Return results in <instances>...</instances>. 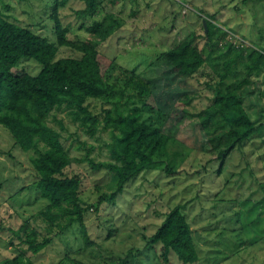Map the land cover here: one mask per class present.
<instances>
[{
    "label": "rangeland",
    "instance_id": "1",
    "mask_svg": "<svg viewBox=\"0 0 264 264\" xmlns=\"http://www.w3.org/2000/svg\"><path fill=\"white\" fill-rule=\"evenodd\" d=\"M113 2L102 0L103 5L93 15L104 24L110 17L119 22L96 48L105 64L114 59L118 66L115 71L131 68L150 85L148 101L155 108H144L142 118L161 130L169 128L165 131L172 137L168 154L160 158L162 162L133 180L116 198L115 206L109 202L98 204L100 195H109L114 190V174L92 171L85 161L72 162L65 173L80 175L81 202L91 206L84 214L91 244L86 246L78 229L74 228L53 237V242L40 253L26 254L35 264H114L132 248L134 262L164 264L158 259V248L147 246L141 234H153L170 208L190 201L185 215L199 250L197 264H264V238L261 239L264 237V190L259 186L264 177V162L253 161L250 146L243 151L234 149L224 159L219 172V165L213 166L211 161L216 159V154L198 119L191 115L209 104L213 86L219 82L218 73L223 70V60L235 57L234 50L221 56L229 42L247 51L264 48V0ZM50 7V0H0V11L9 20L52 40V22L48 18ZM83 8L84 4L78 0H69L57 11L62 24L70 27L67 40L78 44L91 37L85 30L91 18H78L75 13ZM213 14L212 21L226 34L213 31L208 39L200 24L206 16ZM187 39L204 57H214V60H206L205 66L192 77L176 74L165 58L168 49ZM80 55L73 48L60 47L57 58ZM26 61H21L24 62L21 67L33 73L37 68L39 70L36 63ZM152 63H156L153 68ZM231 71L220 82L221 87L234 86L245 76L242 59L236 58ZM127 91L126 95L132 93L131 89ZM237 94L252 120L256 124L264 122V67L259 76L241 87ZM185 96L187 116L180 111V101ZM90 105L95 113L110 106L100 100H91ZM56 115L57 119L63 120L62 134L67 137L65 145L69 146L72 158L84 157L92 147L88 157L95 161L107 160L108 130L99 128L93 137H89L64 112ZM49 122L59 129L56 121ZM257 135L259 140L255 137L253 141H260L264 146V127L257 129ZM34 155L33 150L24 152L14 146L9 133L0 127V261L15 250L14 247L10 249L8 241H12L13 246L19 243L9 229L16 230L45 203L32 188L35 173L29 159ZM197 195L198 198L193 200ZM30 224L38 228L40 235H49L41 222L37 225L31 221ZM111 228L115 233L113 236L107 235ZM136 249L138 253L134 252ZM207 249L211 251L209 260L206 259ZM217 256L219 259L215 261ZM167 264L182 263L172 252Z\"/></svg>",
    "mask_w": 264,
    "mask_h": 264
},
{
    "label": "trees",
    "instance_id": "2",
    "mask_svg": "<svg viewBox=\"0 0 264 264\" xmlns=\"http://www.w3.org/2000/svg\"><path fill=\"white\" fill-rule=\"evenodd\" d=\"M68 1L50 0L48 18L52 22L54 40L9 20L0 11V127L9 133L14 146L24 152H36L29 159L35 173L32 188L45 202L36 214L23 220L16 230L9 229L19 243L13 246L12 241L7 242L10 249L14 247L15 250L0 264H35L27 252L33 255L40 253L53 242V237L74 228L78 229L86 246L91 244L84 222V214L91 206L81 202L80 175L68 176L65 173L72 162L85 161L92 171L114 174V190L109 195H100L98 204L109 202L115 206L116 198L126 191L133 180L162 162L160 158L167 156V147L172 140L165 132L169 128L163 127L161 130L142 118L144 108H155L148 101L150 85L131 68L115 71L118 66L114 59L106 64L100 59L101 53L96 46L115 30L119 25L118 20L110 17L109 22L104 24L93 17L97 8L103 5L102 0H78L84 4V8L75 13L78 18H91L90 24L85 27L91 37L80 44L69 41L66 34L70 27L62 24L57 13L58 8L64 7ZM214 17L215 14L208 15L203 20L205 26L203 22L200 24L208 39H211L213 31L226 34L218 30L212 21ZM60 47L73 48L81 55L76 58H57ZM225 47L221 56L234 50L235 57L223 60V70L218 73L219 82L213 86L209 104L191 114L198 119L211 150L216 154V161H211L213 166L219 165V172L224 166V159L234 149L243 151L250 146L253 161L264 162L262 142L253 141L255 137L259 140L257 129L264 127V122L256 124L252 120L237 94L241 87L259 76L264 67V48L247 51L230 42ZM165 58L175 73L183 77H192L205 66L206 60H214L210 55L208 59L204 57L191 46L189 39L168 49ZM236 58L242 59L245 76L234 86L228 84L221 87L223 80L233 72L231 67ZM26 60L36 63L39 70L37 68L33 73L21 67ZM155 65L152 63V68ZM127 89H131L132 93L126 95ZM91 100H100L102 104L108 103L110 106L95 113L90 105ZM186 105L187 96L180 101V111L184 116L189 114ZM57 112H64L89 137H93L99 128L108 130L110 140L106 144L107 160L95 161L88 157L92 147L84 157L72 158L69 146L65 145L67 137L62 134L63 120L57 119ZM50 120L56 121L59 129L51 125ZM218 161L219 164H216ZM204 168L205 165L202 166L205 172ZM211 170L207 171L209 176ZM262 180L259 186L264 190V177ZM195 198L198 195L193 200ZM189 202L170 208L153 234H141L147 246L156 250L158 248V259L164 264L169 262L172 252L182 264H197L200 261L199 250L185 215ZM31 221L37 222V225L41 222L49 235H40L38 228L31 226ZM114 234L112 228L107 233L109 236ZM208 249L207 260L211 252ZM138 251L136 249L134 252ZM134 255L130 248L114 264H138L132 259ZM218 259L217 256L215 261Z\"/></svg>",
    "mask_w": 264,
    "mask_h": 264
},
{
    "label": "water",
    "instance_id": "3",
    "mask_svg": "<svg viewBox=\"0 0 264 264\" xmlns=\"http://www.w3.org/2000/svg\"><path fill=\"white\" fill-rule=\"evenodd\" d=\"M203 25L205 26V22L203 21Z\"/></svg>",
    "mask_w": 264,
    "mask_h": 264
}]
</instances>
